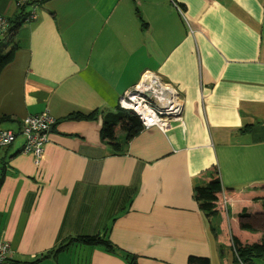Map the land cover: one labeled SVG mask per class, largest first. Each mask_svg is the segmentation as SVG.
I'll list each match as a JSON object with an SVG mask.
<instances>
[{"label":"crops","instance_id":"0c3cea01","mask_svg":"<svg viewBox=\"0 0 264 264\" xmlns=\"http://www.w3.org/2000/svg\"><path fill=\"white\" fill-rule=\"evenodd\" d=\"M19 1L0 0V14L17 19ZM12 43L0 124L16 129L43 111L55 123L38 163L20 151V136L0 149L7 264H236L233 237L261 241L264 0H42ZM148 72L177 91L179 116L165 129L140 127L127 139L118 127L115 144L101 140L102 117ZM92 111V120L66 118ZM213 168L222 190L206 219L193 188ZM94 234L133 263L76 243L45 255Z\"/></svg>","mask_w":264,"mask_h":264},{"label":"trees","instance_id":"16d2710c","mask_svg":"<svg viewBox=\"0 0 264 264\" xmlns=\"http://www.w3.org/2000/svg\"><path fill=\"white\" fill-rule=\"evenodd\" d=\"M22 18L23 12L19 14L17 19H14L12 21L9 20L8 38L10 44H12V47L9 51L3 52L2 45L0 44V71L3 66L12 58L13 51L17 47L12 43V41L15 33L19 28L21 20H23ZM96 115L97 111H92L86 114L75 112L69 114L66 118L76 120H92L95 119ZM5 120L6 119L1 118L0 123ZM118 127L126 134L127 139H129L137 133L141 125L137 115L133 111L117 107L116 111L108 112L102 117V124L100 128L101 140L115 144V133ZM213 169L214 171L212 172L211 179L208 182L198 183L193 188L194 199L196 200L199 209L201 210V212H203L206 219H210L217 214V194L222 189L219 177L216 172V168ZM211 230L214 231V226L211 227ZM75 243L88 246H97L110 253L120 252L123 257L131 263H133V261L135 260L134 256L118 250V248H116L108 238L100 236L99 234L69 237L64 242L59 243L53 249H50L47 253H45V255L54 254L55 252L63 250L64 248L69 247ZM233 243L235 253L237 255L235 257V263L237 261V257H239L246 264H251L249 262L251 258L264 256V237H262L261 241L252 244H243L237 238L233 237ZM187 263L209 264V259L202 256H189L187 259Z\"/></svg>","mask_w":264,"mask_h":264},{"label":"built area","instance_id":"2783aa9c","mask_svg":"<svg viewBox=\"0 0 264 264\" xmlns=\"http://www.w3.org/2000/svg\"><path fill=\"white\" fill-rule=\"evenodd\" d=\"M39 2H41V0H20L18 2V6L23 9L24 21H29L36 17V8ZM174 5L179 9L177 3H174ZM26 7H28V9L24 12ZM8 29L9 24L7 18L0 14L1 37H5ZM151 74L155 75L154 73ZM143 79L144 75L142 80ZM141 82L119 99V107L133 111L137 115L142 128L157 126L160 129H165L171 119L179 116L181 105L179 95L177 94L174 99L172 97L169 98V102L165 103L163 106L159 105L160 107H158L156 103L143 94L144 92H150L147 86L144 87V89H146L145 91L139 90L138 86ZM158 83L161 84V86L158 85L161 90L158 91L155 89L151 92L159 100H162L161 93H163V90L177 93L172 85L163 82L160 78ZM165 87L166 89H164ZM54 123L55 120L47 111H43L39 114L27 115L20 121L19 126L15 130L0 128V149L8 147L20 136L23 138V144L20 151L23 153H31L38 163L43 147L47 141L48 132ZM9 251L10 244L6 241L0 240V264H7Z\"/></svg>","mask_w":264,"mask_h":264},{"label":"water","instance_id":"95a60500","mask_svg":"<svg viewBox=\"0 0 264 264\" xmlns=\"http://www.w3.org/2000/svg\"><path fill=\"white\" fill-rule=\"evenodd\" d=\"M0 39H1V36H0ZM156 89L158 91L161 90V88L159 86H157ZM143 94L145 96H147L148 98H150L154 103H156L158 105V107L163 106L165 103L169 102V100H170L169 98H171V97L173 98L177 95V93H171V91H169V90H163V93H161L162 94V100H159L157 97H155L153 95V93L151 91L150 92H144ZM180 108H181V105H180Z\"/></svg>","mask_w":264,"mask_h":264},{"label":"bare ground","instance_id":"6f19581e","mask_svg":"<svg viewBox=\"0 0 264 264\" xmlns=\"http://www.w3.org/2000/svg\"><path fill=\"white\" fill-rule=\"evenodd\" d=\"M158 82H159V78L157 76L151 73H146L144 75V79L142 80L141 84L138 87H139V90L145 91L146 89H144V87L147 86L149 88L148 90L153 91L157 88L158 85L161 86V84ZM164 89H166V87Z\"/></svg>","mask_w":264,"mask_h":264},{"label":"rangeland","instance_id":"374dc122","mask_svg":"<svg viewBox=\"0 0 264 264\" xmlns=\"http://www.w3.org/2000/svg\"><path fill=\"white\" fill-rule=\"evenodd\" d=\"M42 1V0H41ZM174 3H176V2H174L173 1V4ZM17 5H18V3H17ZM176 7V6H175ZM8 20V19H7ZM8 24H9V20H8ZM1 36V35H0ZM2 38V37H1ZM7 42H8V32H7V34L5 35V37L4 38H2L1 40H0V44L2 45V47L3 48H5V49H7L8 48V45H7ZM0 128H8V129H12V125H9V124H0ZM13 130H15V129H13ZM222 190V189H221ZM220 193V192H219ZM218 193V194H219ZM218 194H217V201H216V203L218 202ZM216 211H217V209H216ZM231 242H232V247H233V250H234V253H235V248H234V243H233V238L231 239ZM237 255H236V253H235V257H236ZM236 263L237 264H246L244 261H242L239 257H237V261H236Z\"/></svg>","mask_w":264,"mask_h":264}]
</instances>
